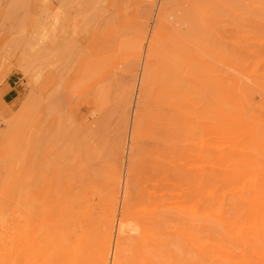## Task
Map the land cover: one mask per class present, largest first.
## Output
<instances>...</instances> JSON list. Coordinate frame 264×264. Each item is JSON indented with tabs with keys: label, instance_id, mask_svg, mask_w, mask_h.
Returning a JSON list of instances; mask_svg holds the SVG:
<instances>
[{
	"label": "rangeland",
	"instance_id": "obj_1",
	"mask_svg": "<svg viewBox=\"0 0 264 264\" xmlns=\"http://www.w3.org/2000/svg\"><path fill=\"white\" fill-rule=\"evenodd\" d=\"M0 215L107 264L122 219L124 264H264V0H0Z\"/></svg>",
	"mask_w": 264,
	"mask_h": 264
},
{
	"label": "bare ground",
	"instance_id": "obj_2",
	"mask_svg": "<svg viewBox=\"0 0 264 264\" xmlns=\"http://www.w3.org/2000/svg\"><path fill=\"white\" fill-rule=\"evenodd\" d=\"M116 229L120 242L111 249L112 264H124L125 243L136 229L131 228L123 219L117 223ZM47 240V237L34 232L26 218L11 219L0 215V264H107L109 259L108 238L94 259L83 254L81 248L71 247L69 239L52 237L51 241Z\"/></svg>",
	"mask_w": 264,
	"mask_h": 264
}]
</instances>
